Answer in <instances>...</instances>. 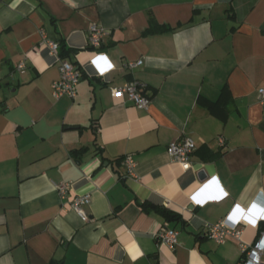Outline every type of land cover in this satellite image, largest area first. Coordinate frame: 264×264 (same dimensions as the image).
<instances>
[{
  "label": "crops",
  "instance_id": "obj_1",
  "mask_svg": "<svg viewBox=\"0 0 264 264\" xmlns=\"http://www.w3.org/2000/svg\"><path fill=\"white\" fill-rule=\"evenodd\" d=\"M94 24L108 32L104 77ZM42 33L84 72L74 100L52 95L58 56ZM138 81L147 110L112 97ZM262 87L264 0H0V264H239L264 232ZM181 138L196 144L189 171L167 153ZM81 195L89 222L71 208ZM227 217L243 235L219 245L207 226ZM166 228L174 249L157 241Z\"/></svg>",
  "mask_w": 264,
  "mask_h": 264
},
{
  "label": "built area",
  "instance_id": "obj_2",
  "mask_svg": "<svg viewBox=\"0 0 264 264\" xmlns=\"http://www.w3.org/2000/svg\"><path fill=\"white\" fill-rule=\"evenodd\" d=\"M108 35V32L94 24L88 31V47L94 49L92 63L97 71L98 77H104L113 71L114 67L104 68L107 63L106 56L97 50L102 46L104 37ZM43 42L47 44L50 50L58 56L60 78L52 86V95L56 99L68 97L74 100L77 97V88L82 79L83 71L68 61H63L59 57V44L50 42L42 33ZM143 65V61L135 63H128L125 65L126 69H134ZM20 71L25 69L24 64L18 66ZM258 95L261 104H264V87L258 90ZM112 97L114 99H121L128 101L138 110H147L151 104V99L148 96V87L142 82H131L125 84L123 87L114 88L112 90ZM223 143V140H220ZM196 152V144L190 138H181L169 144L167 153L170 156L172 162L179 165L182 170L189 171L192 169V156ZM124 164L127 169L128 176L134 175V169L136 162L132 156H127L124 159ZM56 190L62 199H65L68 193L71 191L69 184H60L56 186ZM91 204L90 195L77 196L72 204V210L81 218L83 222H89L90 217L86 209ZM244 219L242 217L234 218V221L230 222L229 217L220 221L215 225L207 226L206 235L209 239L215 241L219 245L225 244L229 238L241 241L243 235L242 226H244ZM258 225L264 222V217H261L257 221ZM157 241L162 245L170 249H174L178 245L179 233L174 229H162L157 236ZM239 264H264V232L260 233L258 239L251 245H243V255Z\"/></svg>",
  "mask_w": 264,
  "mask_h": 264
},
{
  "label": "trees",
  "instance_id": "obj_3",
  "mask_svg": "<svg viewBox=\"0 0 264 264\" xmlns=\"http://www.w3.org/2000/svg\"><path fill=\"white\" fill-rule=\"evenodd\" d=\"M161 28H163V27L159 26L156 23H152V25L150 26V28L148 30V33H154L156 31L160 30ZM59 47H60L59 56L63 57L65 55L69 54V50L66 49V46L64 43L59 44ZM155 209L164 219H166L169 222L180 218L178 214H176V213H174V212H172L166 208H155Z\"/></svg>",
  "mask_w": 264,
  "mask_h": 264
},
{
  "label": "water",
  "instance_id": "obj_4",
  "mask_svg": "<svg viewBox=\"0 0 264 264\" xmlns=\"http://www.w3.org/2000/svg\"><path fill=\"white\" fill-rule=\"evenodd\" d=\"M198 179L200 181V184L204 187H207L210 178L208 177L207 173L204 170H201L198 174Z\"/></svg>",
  "mask_w": 264,
  "mask_h": 264
}]
</instances>
